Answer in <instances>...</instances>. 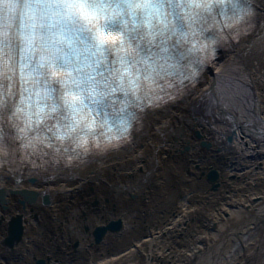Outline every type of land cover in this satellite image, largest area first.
Wrapping results in <instances>:
<instances>
[{"label":"bare ground","instance_id":"bare-ground-1","mask_svg":"<svg viewBox=\"0 0 264 264\" xmlns=\"http://www.w3.org/2000/svg\"><path fill=\"white\" fill-rule=\"evenodd\" d=\"M257 11L252 32L209 65L182 97L185 103L180 98L147 115L127 147L55 178L0 177V191L8 193L6 210L0 206V264L42 257L51 258L49 264H84L92 252L101 264H264L262 0ZM212 168L223 185L218 193L203 175ZM19 191L49 197L50 204L24 212L11 193ZM94 201L97 207H91ZM20 214L30 250L26 261L2 246L6 222ZM119 219L124 231L106 236L101 253L85 248L96 227ZM75 242L77 250L68 247Z\"/></svg>","mask_w":264,"mask_h":264},{"label":"clouds","instance_id":"clouds-1","mask_svg":"<svg viewBox=\"0 0 264 264\" xmlns=\"http://www.w3.org/2000/svg\"><path fill=\"white\" fill-rule=\"evenodd\" d=\"M254 2L0 0V177L55 178L128 144L240 42Z\"/></svg>","mask_w":264,"mask_h":264},{"label":"water","instance_id":"water-1","mask_svg":"<svg viewBox=\"0 0 264 264\" xmlns=\"http://www.w3.org/2000/svg\"><path fill=\"white\" fill-rule=\"evenodd\" d=\"M251 33V31L249 32V34ZM248 34V35H249ZM247 35V36H248ZM246 36V37H247ZM244 37V38H246ZM240 44V43H239ZM237 44V45H239ZM241 63L243 65H247V61L245 60L244 57H241ZM197 84H193L191 86H189L187 89L188 91L185 92L184 96L187 95L189 93L190 88H194ZM183 96V97H184ZM181 104L185 103V99L183 100L181 98V100L179 101ZM154 113L153 111L148 112L147 114H151ZM140 129L135 133L136 135L139 133ZM134 134V135H135ZM132 136L131 141L134 140V137L136 136ZM194 136L197 140L201 141V147L203 149H209V144L205 143L203 141V134L200 131H195L194 132ZM231 141V137L229 136V140L228 142ZM188 151V147L184 148V151ZM206 177V181L208 182V184H210V190L212 192H216L219 188V184L218 181L220 179V173L212 168L210 169L206 174H203ZM28 183H35V180L30 178L27 179ZM5 195V194H4ZM3 195V196H4ZM12 195L19 197V195H23L24 199L23 200H19L18 199V204L20 205L21 209L23 211H26V207H32L33 206H39L40 204L38 203L37 200V196H39L37 193L34 192H30V191H26L24 194L20 193H12ZM26 196L30 197V198H26ZM136 196L131 194V200H135ZM43 203L44 205L46 204H50L49 200H47L46 198L43 199ZM6 200L4 197V200H1V208L3 210H6ZM99 204L98 201H94L91 204V207H97ZM47 205V206H48ZM35 220L38 219L37 216L34 217ZM7 227H6V234H5V238L2 241V246L9 250L10 252H12L13 254H16L18 252V248L21 247L22 245H25L26 242H24V236H25V231H26V219L23 215H16V216H12L7 222ZM3 225V222L0 221V227ZM124 229V224L123 222L119 219V220H112L109 221L107 224L102 225V226H98L96 227L93 232H92V238H93V243L97 244V245H101L104 242V238L108 235L111 234H119L121 233ZM86 232L90 231L89 228H85ZM76 244L79 242H75ZM38 264H43V261H39Z\"/></svg>","mask_w":264,"mask_h":264},{"label":"flooded vegetation","instance_id":"flooded-vegetation-1","mask_svg":"<svg viewBox=\"0 0 264 264\" xmlns=\"http://www.w3.org/2000/svg\"><path fill=\"white\" fill-rule=\"evenodd\" d=\"M264 122V118H261V122ZM261 159H262V157H261ZM215 169V168H214ZM217 170V169H216ZM218 171V170H217ZM219 172V171H218ZM261 173L264 175V160L262 159L261 160ZM218 184H219V188H218V190L216 191V192H213V193H218L219 192V190L222 188V182H221V180L219 179V181H218ZM256 200L255 199H253V202H255ZM217 227H218V222L217 221H213V225H212V229L213 230H216L217 229ZM207 238V237H206ZM207 242H204V244H206ZM80 243H74V244H68V247L69 248H74V249H78L79 248V245ZM95 247V252H98V253H101V249H100V246L99 245H97V244H95V243H91L90 245H86L85 246V248L87 247V248H89V247ZM22 247H25V250H18V252L16 253V254H18L19 255V257H18V259H20L21 261H26L29 257H28V254H29V252H30V250H28V246H27V244H25V245H22ZM138 247V246H137ZM87 250V249H86ZM144 256V255H143ZM98 258L99 257H96L95 256V253L94 252H92V253H88L87 254V256H86V258H85V263L84 264H101L99 261H97L98 260ZM144 259H153V257H143ZM39 261H43V264H49L50 263V261H51V258H49V257H42V258H34V260H33V262H32V264H38V262ZM56 262V261H55ZM28 264H31V262L30 263H28ZM55 264H57V262L55 263Z\"/></svg>","mask_w":264,"mask_h":264}]
</instances>
